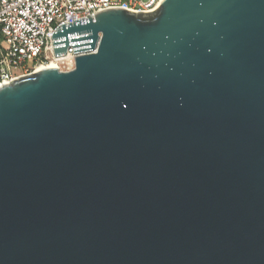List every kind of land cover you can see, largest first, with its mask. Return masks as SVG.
I'll return each mask as SVG.
<instances>
[{
	"label": "water",
	"instance_id": "water-1",
	"mask_svg": "<svg viewBox=\"0 0 264 264\" xmlns=\"http://www.w3.org/2000/svg\"><path fill=\"white\" fill-rule=\"evenodd\" d=\"M74 67L0 86V264H264V0L60 25Z\"/></svg>",
	"mask_w": 264,
	"mask_h": 264
},
{
	"label": "built area",
	"instance_id": "built-area-1",
	"mask_svg": "<svg viewBox=\"0 0 264 264\" xmlns=\"http://www.w3.org/2000/svg\"><path fill=\"white\" fill-rule=\"evenodd\" d=\"M162 0H0V86L46 67L70 70L75 53L68 45L55 56L52 35L63 24L92 17L99 11L122 8L151 12Z\"/></svg>",
	"mask_w": 264,
	"mask_h": 264
}]
</instances>
